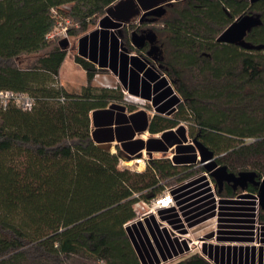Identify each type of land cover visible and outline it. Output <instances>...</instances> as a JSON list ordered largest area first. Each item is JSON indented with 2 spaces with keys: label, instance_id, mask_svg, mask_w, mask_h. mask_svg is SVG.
Masks as SVG:
<instances>
[{
  "label": "trees",
  "instance_id": "trees-1",
  "mask_svg": "<svg viewBox=\"0 0 264 264\" xmlns=\"http://www.w3.org/2000/svg\"><path fill=\"white\" fill-rule=\"evenodd\" d=\"M118 1L0 0V91L35 100L30 111L0 107V264H144L127 226L137 217L134 205L162 196L203 169L187 165L196 157L175 164L151 158L141 172L121 167L131 157L103 149L91 130L93 111L115 102L135 110L121 87L93 85L101 70L79 55L75 62L87 84L77 93L59 86L68 52L58 38H49L58 21L78 26L69 28L71 35L87 32L105 24L106 9ZM246 14H259L263 22L246 41L264 46V1L184 0L168 5L161 18L140 20L155 23L156 62L148 49L132 45L130 32L122 47L142 54L179 95L170 118H153L152 133L185 124L218 165L262 181L264 48L217 42ZM218 190L233 197L241 189L224 183ZM245 191L257 194L258 187L249 184ZM259 219L264 223V210ZM172 264L213 263L193 253Z\"/></svg>",
  "mask_w": 264,
  "mask_h": 264
},
{
  "label": "rangeland",
  "instance_id": "rangeland-1",
  "mask_svg": "<svg viewBox=\"0 0 264 264\" xmlns=\"http://www.w3.org/2000/svg\"><path fill=\"white\" fill-rule=\"evenodd\" d=\"M136 19L139 20V17ZM70 23V27L78 28L72 21ZM98 28L99 22L90 27L87 32H77L76 35L68 33L67 37L55 36L63 49L68 52L60 70L59 86L63 85L68 91L75 92L87 83L86 73L76 64L75 57L80 53V41ZM59 30L54 28L53 31L58 33ZM108 34L113 32H104L102 36L100 35V45L103 48L109 47L105 39ZM117 34L120 37L122 30H118ZM103 48L101 53L104 52ZM100 70L93 80V85L105 87L107 84H118L121 89H125L128 103L134 105L136 109H147L150 114L158 111L153 101L156 92L142 67H135L131 62L128 66L126 81L120 76L119 68L112 64L107 63L105 68ZM168 79L178 95L174 84L170 78ZM185 126L187 142L183 145L193 146L196 156V162L189 165L202 166L203 169L194 177L166 190L171 192L175 199L174 204L167 208L169 212H162V210L153 212L149 207L138 210L136 220L141 222L144 237L141 242L149 251L152 250V254L156 257L152 264H172L193 253H199L208 259L210 252L216 258L223 259L225 264L234 263L235 253L238 256L243 253L244 258L247 253L263 254L264 223H261L259 219L262 208L259 199L252 197L257 194L239 187L241 190L237 195L222 196L223 186L220 192L217 182L206 169V163L201 160L199 151L189 135L188 126ZM174 153L175 149H171L167 153H156L152 158H172ZM137 158L125 160L126 164L122 160L120 165L133 171L138 169L142 171L144 162L147 164L151 159L146 154L145 157L140 158L142 162L137 163L135 160ZM127 163L132 164L127 165Z\"/></svg>",
  "mask_w": 264,
  "mask_h": 264
},
{
  "label": "crops",
  "instance_id": "crops-1",
  "mask_svg": "<svg viewBox=\"0 0 264 264\" xmlns=\"http://www.w3.org/2000/svg\"><path fill=\"white\" fill-rule=\"evenodd\" d=\"M103 22L105 24L99 22V28L80 41V53L78 55L86 57L87 60H90L99 69L105 68L101 67L103 63L112 64L114 67L119 68L120 76H122L124 81H126L128 66L131 62L135 67H142L146 76L151 80L153 89L156 92L153 101L158 111L151 114L144 108H135L134 111H130L125 105L116 102L110 104L106 109L93 111L91 113V130L96 143L110 144V150L113 153L120 150L124 155L131 158H142L146 154L152 158L156 153H167L171 149H175L173 157L169 158L174 164L178 162L176 159L184 161V163L185 161H191L192 158L196 157L194 155L195 149L191 145H183L187 142V128L184 124L159 133H152L150 130L153 118L158 115L170 118L176 107L175 100H179V96L175 93L168 77L166 75H159L138 54H130L124 51L122 47L124 25L112 21L107 15ZM118 30H122L120 37L117 34ZM104 32H113V34H108L105 38L109 44L108 48H103L100 45V39ZM102 48L104 49L103 53H101ZM129 56L134 58H130ZM151 71L153 74L150 75ZM153 76L157 77L154 81L152 79ZM157 82L158 84L156 85ZM86 84H83L79 91H75V93L80 92ZM156 86L157 90H155ZM146 166L142 169L145 170ZM162 212H169V209H164ZM127 226L143 263L152 264L156 257L152 254L153 251H149L141 242L144 238L141 222L135 219ZM208 260L213 264H225L223 259L216 258L210 252ZM233 262V264H264V252L261 255H257V252L247 253L246 258L243 257V253L240 256L235 253Z\"/></svg>",
  "mask_w": 264,
  "mask_h": 264
},
{
  "label": "water",
  "instance_id": "water-1",
  "mask_svg": "<svg viewBox=\"0 0 264 264\" xmlns=\"http://www.w3.org/2000/svg\"><path fill=\"white\" fill-rule=\"evenodd\" d=\"M184 0H119L117 3L111 5L106 9V15L114 22L121 25H129L137 17L143 20L147 17L161 18L166 13V7L174 2ZM264 0H250L252 4ZM262 19L259 14H246L236 19L218 38V43L237 45L246 50H261L263 45H253L246 41V36L254 28L262 25ZM154 40L152 33L140 35L138 32L133 31L131 33L132 45L140 49L146 41ZM126 52V50H124ZM106 64H101V67H105ZM194 145L199 151L201 160L206 163V169L210 172V175L215 179L217 184L222 185L224 183L233 184L234 187H240L242 190L246 189L249 184L258 187L257 196H252L259 199L260 206L264 210V179L257 181L255 174L253 173H240L238 175L228 171L226 166H220L215 161V156L205 145L200 141L194 140ZM105 150H110V144H100Z\"/></svg>",
  "mask_w": 264,
  "mask_h": 264
},
{
  "label": "built area",
  "instance_id": "built-area-1",
  "mask_svg": "<svg viewBox=\"0 0 264 264\" xmlns=\"http://www.w3.org/2000/svg\"><path fill=\"white\" fill-rule=\"evenodd\" d=\"M53 12L55 13V10H53ZM71 23L69 20L65 19V20H59L58 24L55 28L60 29L58 33H54V31H52L49 34V38H54L55 36L58 37H67L68 35V31H69V27H70ZM106 88L109 89H117L118 87H120V85L116 84V85H105ZM124 96H126V91L125 89H122ZM126 102L128 103V98L125 97ZM10 104H14L15 106H17L18 108H21L24 111H30L32 110V108L35 105V100L33 97H31L29 94L26 93H17L14 91H0V107L2 108H7ZM137 163L142 162V160H140V158L135 159ZM125 163V161H122ZM129 163H127L128 165ZM147 164H145L144 162V166H146ZM141 169H138V172ZM175 199L174 196L171 192H165L162 196L157 197L155 199H152L150 202H146L144 200H140L138 201L135 205H134V209L136 211V214L138 213L139 209H145V208H150L153 212L157 211V210H164L167 209L170 205L174 204Z\"/></svg>",
  "mask_w": 264,
  "mask_h": 264
},
{
  "label": "flooded vegetation",
  "instance_id": "flooded-vegetation-1",
  "mask_svg": "<svg viewBox=\"0 0 264 264\" xmlns=\"http://www.w3.org/2000/svg\"><path fill=\"white\" fill-rule=\"evenodd\" d=\"M152 19L156 20L158 18L152 17ZM144 23H148V22L140 21V18H139V20L135 19V20H133L131 22V24L125 25L123 27V29H124L123 38H126L129 32H131V33L133 32V31L129 30L130 27L133 26V25L137 26V29L134 30V31L138 32L140 35L147 36L148 34L152 33L151 32V29H152L151 26H153L155 23L148 24V26L145 25ZM143 47L148 49L151 52V56H155V57H152V59H153L154 62H156L157 61V57L159 56V53H160V46L158 45V42L156 40L153 42V39H152V41L148 40V41H146V43H145V45ZM133 53L134 54H138L144 61H146L147 63H149L151 65V62L148 61V60H145L144 56L142 54H139L137 52H132L130 54H133Z\"/></svg>",
  "mask_w": 264,
  "mask_h": 264
},
{
  "label": "bare ground",
  "instance_id": "bare-ground-1",
  "mask_svg": "<svg viewBox=\"0 0 264 264\" xmlns=\"http://www.w3.org/2000/svg\"><path fill=\"white\" fill-rule=\"evenodd\" d=\"M129 164H132V163H129Z\"/></svg>",
  "mask_w": 264,
  "mask_h": 264
}]
</instances>
